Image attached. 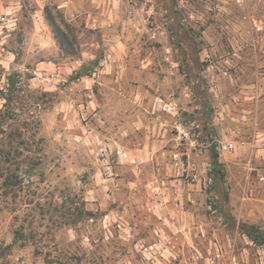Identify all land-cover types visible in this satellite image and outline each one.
Wrapping results in <instances>:
<instances>
[{
    "label": "rangeland",
    "instance_id": "374dc122",
    "mask_svg": "<svg viewBox=\"0 0 264 264\" xmlns=\"http://www.w3.org/2000/svg\"><path fill=\"white\" fill-rule=\"evenodd\" d=\"M71 1L0 0L5 261L264 264V0Z\"/></svg>",
    "mask_w": 264,
    "mask_h": 264
},
{
    "label": "trees",
    "instance_id": "16d2710c",
    "mask_svg": "<svg viewBox=\"0 0 264 264\" xmlns=\"http://www.w3.org/2000/svg\"><path fill=\"white\" fill-rule=\"evenodd\" d=\"M49 24L50 26L52 27L53 29V34L55 36L56 39H58V41L63 44L65 47H68L69 46V43L67 42L68 41V38L66 36V34L60 29V27L54 22V20H50L49 21ZM14 76L16 75V73H13ZM18 83V81L14 80L11 81L8 85V87L10 88V93H14V91L16 89H18L16 86V84ZM8 90V91H9ZM12 104V98L11 97H7V98H4V103H3V106H5V109L2 111L0 109V179L3 178V181H4V185H9L10 182H11V179L14 177V175L11 173L8 174V175H4L5 174V170H3L2 168V163H6V162H10L12 161V159H10V156H11V149L8 148H4L3 147V141L6 140V139H9L10 141H12V138L16 137L13 133V130L9 131L6 135V137H4V134H5V131H6V127L4 126L5 124H7L6 122H9V121H13L14 118H16V114L15 112L13 111L12 113H10L12 110L11 107L13 105ZM14 135V136H13ZM15 156L13 158V160H15ZM30 160H32L31 158H29ZM34 166V163L33 165ZM31 166V167H32ZM212 166H213V172H220L219 168H220V165L217 161V155L214 154L213 156V161H212ZM15 178H16V181H18L17 179H20L18 177V175L15 174ZM241 231L242 233L255 245V246H260V247H264V232L263 233H259L256 229V227L254 226H242L241 227ZM14 235H17L19 234L18 230H15L14 231ZM14 245V242L9 244V245H6V247L3 249V250H0V264H8V262L5 261V253H4V250H9L12 248V246ZM58 264H64L60 261H58ZM70 264V263H68ZM72 264V263H71Z\"/></svg>",
    "mask_w": 264,
    "mask_h": 264
},
{
    "label": "crops",
    "instance_id": "0c3cea01",
    "mask_svg": "<svg viewBox=\"0 0 264 264\" xmlns=\"http://www.w3.org/2000/svg\"><path fill=\"white\" fill-rule=\"evenodd\" d=\"M79 0H72L70 3L71 5H78V2ZM89 1V4L90 6H93V7H96V6H100L102 4H114L116 5V0H88Z\"/></svg>",
    "mask_w": 264,
    "mask_h": 264
},
{
    "label": "built area",
    "instance_id": "2783aa9c",
    "mask_svg": "<svg viewBox=\"0 0 264 264\" xmlns=\"http://www.w3.org/2000/svg\"><path fill=\"white\" fill-rule=\"evenodd\" d=\"M7 21H8V20H7ZM8 22H10V20H9ZM222 148H223V150H227V149L232 148V146H231V144H230V145H228V146H223Z\"/></svg>",
    "mask_w": 264,
    "mask_h": 264
}]
</instances>
